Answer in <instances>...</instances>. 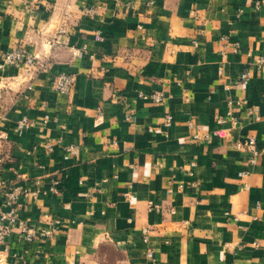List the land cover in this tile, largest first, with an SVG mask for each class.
<instances>
[{
	"label": "crops",
	"instance_id": "crops-1",
	"mask_svg": "<svg viewBox=\"0 0 264 264\" xmlns=\"http://www.w3.org/2000/svg\"><path fill=\"white\" fill-rule=\"evenodd\" d=\"M151 1L0 0V58L23 47L39 68L0 71L2 175L45 193L18 201L20 219L60 222L52 240L10 236V257L264 264V0Z\"/></svg>",
	"mask_w": 264,
	"mask_h": 264
},
{
	"label": "built area",
	"instance_id": "built-area-1",
	"mask_svg": "<svg viewBox=\"0 0 264 264\" xmlns=\"http://www.w3.org/2000/svg\"><path fill=\"white\" fill-rule=\"evenodd\" d=\"M150 4L152 1L150 0ZM84 13L87 15H92L95 12L92 9H84ZM64 32V26L58 29V34ZM41 67V66H40ZM6 68L17 69L21 72L29 73L34 70H38V61L36 57L31 54L28 50L23 47H14L6 52H4L0 58V71ZM250 73L244 72L240 75L239 82L241 84L246 83L249 80ZM74 83L73 76L71 74L61 72L54 76L51 81V89L55 91L60 96H66L72 90ZM145 99V97L140 96ZM150 100L153 103L159 104L162 102V97L160 94L155 93L150 96ZM4 120L3 116H0V124ZM125 120L129 121L130 116L126 115ZM166 123L171 122V117L167 116L165 118ZM218 123H223V118L217 117ZM33 126V122L29 120L26 116L20 118L15 126V131L21 134L29 130ZM5 139V134L0 130V140ZM254 140L248 139L243 143L236 144L237 148H247L255 154L254 151ZM67 153L72 157H77L79 155V150L76 146H68L66 148ZM5 157L0 153V264H27L25 260L19 257H10L9 255V241L8 238L13 234L17 235L18 240L25 245H34L45 240H52L60 230V222L54 221L48 223L44 228L38 226L30 225L28 222L20 219L18 212V201L23 199L25 202H30L36 199L40 194H45L39 189L35 188L22 189L16 183H11L7 178H4L3 168H4ZM38 185V181L35 182ZM59 180H53L50 191L53 194H58L59 192ZM148 230H143V241L147 242ZM40 256V250L37 249L34 252V258L38 259ZM147 257L152 259L153 253L150 251L147 253Z\"/></svg>",
	"mask_w": 264,
	"mask_h": 264
}]
</instances>
